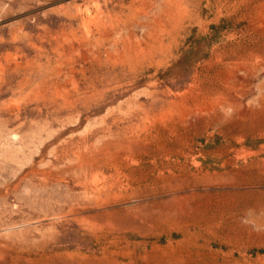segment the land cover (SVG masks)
<instances>
[{
    "label": "rangeland",
    "instance_id": "1",
    "mask_svg": "<svg viewBox=\"0 0 264 264\" xmlns=\"http://www.w3.org/2000/svg\"><path fill=\"white\" fill-rule=\"evenodd\" d=\"M0 264H264V0H0Z\"/></svg>",
    "mask_w": 264,
    "mask_h": 264
}]
</instances>
